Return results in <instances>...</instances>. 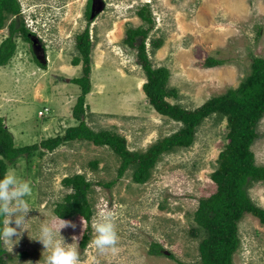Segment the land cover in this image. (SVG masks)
<instances>
[{"label": "rangeland", "instance_id": "374dc122", "mask_svg": "<svg viewBox=\"0 0 264 264\" xmlns=\"http://www.w3.org/2000/svg\"><path fill=\"white\" fill-rule=\"evenodd\" d=\"M17 1L20 18L41 38L46 57L39 58L44 62L39 66L29 44L15 37L14 56L0 66V117L16 146L39 144L78 124L72 109L80 88L72 79L82 75V63L74 65L72 59L79 55L76 36L87 25L88 2L92 8L93 2L104 6L89 23L91 89L85 97V122L96 131L106 129L124 136L133 152L145 151L181 127L148 103L142 89L146 77L137 63L136 49L124 43L128 28L145 25L137 15L140 7L146 5L154 21L146 41L147 54L154 67L169 70L167 88L176 90L167 96L171 103L195 109L228 88H236L249 72L252 58L264 57V0ZM7 15L8 23L14 15ZM7 35L4 26L0 42ZM152 38L161 40L159 48L150 45ZM208 57L223 63L207 67ZM256 131L251 149L255 163L264 165V115ZM227 133L225 117L214 113L204 118L193 144L161 155L144 183L133 180L131 167L118 176L120 158L109 147L87 141H68L52 151L40 148L20 156L7 171L14 170L30 183L32 192L27 199L31 209L24 225L27 230L21 231L11 251L10 245L0 241L2 264H45L48 251L33 237L41 224L57 219L55 204L70 192L62 179L77 173L92 183L88 199L93 214L90 222L78 215L61 218L75 227L62 228L60 235L64 243L78 249V264H199L203 232L193 234V212L200 198L216 190L211 173L228 142ZM247 191L264 208V181L251 182ZM104 208L113 213L118 243L114 250L100 252L92 243L93 224ZM87 226L90 237L82 247ZM238 235L234 263L264 264V224L245 213L238 223ZM153 243L168 254H151Z\"/></svg>", "mask_w": 264, "mask_h": 264}, {"label": "trees", "instance_id": "16d2710c", "mask_svg": "<svg viewBox=\"0 0 264 264\" xmlns=\"http://www.w3.org/2000/svg\"><path fill=\"white\" fill-rule=\"evenodd\" d=\"M87 25L76 36L78 54L72 59V64L82 63V75L72 79L80 88L72 109L78 124L69 126L61 135L49 137L39 144L16 146L12 133L0 117V176L6 173L8 165L20 156L30 155L40 148L52 151L60 144L73 140L91 142L96 146L109 147L119 158L118 176L129 167L133 168V180L144 183L150 177L152 168L164 153H170L178 148L191 146L195 139L197 127L204 118L216 113L220 118L225 117L228 128V142L219 152L217 166L211 173V180L216 190L208 197L200 198L193 212L196 226L192 232L195 235L203 232L199 242V264H235L233 254L240 245L238 223L245 213L258 218L264 224V208L256 205L248 194L251 182L264 181V165L255 163V155L251 149L257 138V124L264 115V57L252 58L249 72L239 82L236 88H228L224 94L209 98L195 109H186L177 103H171L167 96L175 95L176 90L168 89L169 70L165 66L154 67L149 59L146 41L154 21L147 6L137 10V15L145 25L126 30L124 43L136 49L137 63L141 66L146 81L142 85L148 103L154 110L174 121L180 122L181 127L172 134L151 144L143 152H133L127 148L124 136L106 130H94L85 122V97L91 89V49L92 42L89 33L91 22V4L87 3ZM7 14L14 15L8 23ZM8 28V35L0 42V66L5 65L16 52L15 37L28 42L30 31L20 18V5L17 0H0V29ZM150 45L153 49L161 46V40L152 38ZM39 66L43 64L37 62ZM223 60L208 57L204 62L207 67L221 65ZM39 154H42L40 150ZM93 167L97 162H92ZM62 184L70 189L62 201L55 204L54 213L59 218L75 215L90 222L93 214L88 193L92 183L83 174H73L62 179ZM110 186V184H106ZM3 217H0L2 228ZM90 237L89 226L82 235L80 245L85 247ZM149 252L153 255L163 254V248L153 243ZM4 249L0 244V264L3 262ZM174 258L172 254L169 255ZM179 264H187L180 262Z\"/></svg>", "mask_w": 264, "mask_h": 264}, {"label": "clouds", "instance_id": "9594fccd", "mask_svg": "<svg viewBox=\"0 0 264 264\" xmlns=\"http://www.w3.org/2000/svg\"><path fill=\"white\" fill-rule=\"evenodd\" d=\"M32 188L29 182L22 180L14 170H9L0 176V217H4V226L0 228V241L10 245L17 243L27 214L31 209L28 204ZM14 225V226H13ZM65 227H75L71 221L57 217L55 221L45 222L39 226L37 239L48 251L45 264H78V249L63 241L60 230ZM95 237L92 240L95 248L103 252L115 249L118 243L113 213L107 208L101 209L93 224ZM15 238V239H14Z\"/></svg>", "mask_w": 264, "mask_h": 264}, {"label": "flooded vegetation", "instance_id": "af4514ba", "mask_svg": "<svg viewBox=\"0 0 264 264\" xmlns=\"http://www.w3.org/2000/svg\"><path fill=\"white\" fill-rule=\"evenodd\" d=\"M27 43L29 44L30 53L34 61L43 64L44 62H42L39 58L41 57L44 60L46 54L41 38L33 32L32 34H29V41Z\"/></svg>", "mask_w": 264, "mask_h": 264}, {"label": "water", "instance_id": "95a60500", "mask_svg": "<svg viewBox=\"0 0 264 264\" xmlns=\"http://www.w3.org/2000/svg\"><path fill=\"white\" fill-rule=\"evenodd\" d=\"M93 3H94V6H93V8L91 7L90 18H92L94 16L95 12H97V13L100 12L102 10L103 6H104V4L101 3L100 1H99L97 6H95V4H96L95 2H93ZM163 253L164 254H168V251L163 250Z\"/></svg>", "mask_w": 264, "mask_h": 264}, {"label": "built area", "instance_id": "2783aa9c", "mask_svg": "<svg viewBox=\"0 0 264 264\" xmlns=\"http://www.w3.org/2000/svg\"><path fill=\"white\" fill-rule=\"evenodd\" d=\"M42 114V112H40Z\"/></svg>", "mask_w": 264, "mask_h": 264}]
</instances>
